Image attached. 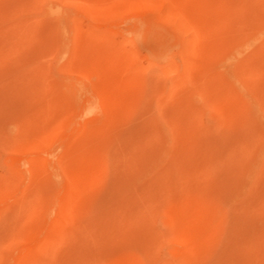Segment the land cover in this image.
Wrapping results in <instances>:
<instances>
[{
  "label": "rangeland",
  "instance_id": "374dc122",
  "mask_svg": "<svg viewBox=\"0 0 264 264\" xmlns=\"http://www.w3.org/2000/svg\"><path fill=\"white\" fill-rule=\"evenodd\" d=\"M255 14L0 0V264H264Z\"/></svg>",
  "mask_w": 264,
  "mask_h": 264
},
{
  "label": "bare ground",
  "instance_id": "6f19581e",
  "mask_svg": "<svg viewBox=\"0 0 264 264\" xmlns=\"http://www.w3.org/2000/svg\"><path fill=\"white\" fill-rule=\"evenodd\" d=\"M4 1V0H3ZM6 1V0H5ZM254 1V0H253ZM14 2V1H13ZM16 2V1H15ZM30 4V3H29ZM33 4V3H32ZM35 4V3H34ZM33 4V5H34ZM243 4V3H242ZM31 6V5H30ZM3 7V6H2ZM32 7H34V6H31V8L30 7H27V8H29L30 10H32ZM245 7V6H244ZM19 8V7H18ZM250 8V7H249ZM4 9V8H3ZM29 9H27V10H29ZM34 9H36V8H34ZM213 9V8H212ZM8 10V9H7ZM14 10H15V8H14ZM16 10H18L17 8H16ZM21 10V9H20ZM19 10V11H20ZM29 10V11H30ZM18 11V12H19ZM37 11V10H36ZM53 11V10H52ZM15 12V11H14ZM249 12H252V11H249ZM242 13V12H241ZM52 14V13H51ZM254 14V13H253ZM19 15V14H18ZM199 15V14H198ZM245 15V14H244ZM251 16V15H250ZM11 17V16H10ZM9 17V18H10ZM239 17H240V13H239ZM254 17V16H253ZM14 18V17H13ZM31 18V17H30ZM241 18V17H240ZM260 19H262V20H260ZM260 19H259V17H258V15L257 14H255V17H254V30H252V33H251V35H250V37H248V35H247V39L246 40H244V41H246L247 43H251L252 41H257V40H259V33L261 32V31H263L264 29H263V23H264V16H262V18L260 17ZM13 20V19H12ZM72 21V20H71ZM245 22V20H243V23ZM16 23V22H15ZM25 23V22H24ZM252 23V22H251ZM250 23V24H251ZM205 24V23H204ZM18 25V24H17ZM253 26V25H252ZM246 37V36H245ZM264 42V41H263ZM262 42V43H263ZM253 43V42H252ZM88 48V47H87ZM87 50V49H86ZM250 50V49H249ZM90 54V53H89ZM255 54V53H254ZM252 55V56H254V57H252V59L253 58H256L255 56L256 55ZM259 53H258V51H257V55H258ZM2 56V55H1ZM83 56V55H82ZM84 57V56H83ZM258 57H260V56H258ZM255 60H257V59H255ZM251 62V61H250ZM260 63V62H259ZM263 63H264V60H263ZM262 63V64H263ZM261 64V63H260ZM241 65H243V64H241ZM90 66V65H89ZM98 67H99V65H98ZM106 67V66H105ZM242 67V66H241ZM101 68V67H100ZM238 70V69H237ZM236 70V71H237ZM240 70V69H239ZM243 70V69H242ZM242 70H241V73H239V74H242L241 76H239V77H242V79H243V76L246 78L245 80H244V82L245 81H249V80H247V78L249 77V76H255V77H257L261 72L263 73L264 72V64L261 66V65H259L258 64V62L256 61V62H254V61H252V63H251V65H249V68L247 69V71H245L246 70V68H244V73H242ZM98 73H99V71H98ZM237 73V72H236ZM110 74V73H109ZM98 75H100V74H98ZM108 75V74H107ZM199 76V75H198ZM202 76V75H201ZM238 76V75H237ZM260 76V75H259ZM103 77V76H102ZM108 77V76H107ZM99 78V77H98ZM250 78V77H249ZM100 79L102 80V78L100 77ZM107 79H109V78H107ZM239 79V78H238ZM237 79V80H238ZM244 82H243V85H244ZM241 83V82H240ZM100 84H101V81H100ZM109 84H110V82H109ZM126 85V84H125ZM242 85V84H241ZM109 86V85H108ZM124 86V85H123ZM95 87V86H94ZM106 87V86H105ZM101 89V88H100ZM251 89V88H250ZM258 90V89H257ZM94 92H96L95 90H93ZM249 91V90H248ZM259 91V90H258ZM262 91V90H261ZM260 91V92H261ZM254 92H256V91H254ZM258 93V92H257ZM247 95V94H246ZM137 96V95H136ZM257 96V95H256ZM91 97V96H90ZM94 98V97H93ZM255 98V97H254ZM117 99V98H116ZM130 99V98H129ZM92 100V99H91ZM256 100H257V97H256ZM93 101V100H92ZM96 101V100H95ZM255 101V100H254ZM2 102V101H1ZM89 102H91L90 100L88 101V103ZM124 102V101H123ZM263 102V101H262ZM87 103V104H88ZM254 103V102H253ZM255 103H261V102H258V101H256ZM125 104V103H124ZM244 104V103H243ZM246 104V103H245ZM249 104V103H248ZM258 105V104H257ZM118 106V105H117ZM243 106V105H242ZM246 106H248V105H246ZM85 107H86V109H89V108H91L92 107V102L90 103V104H88V106H86L85 105ZM99 107V106H98ZM251 107V106H250ZM110 108H111V106H110ZM105 111V110H104ZM108 111V110H107ZM87 112V111H86ZM125 112V111H124ZM110 114V113H109ZM108 120V119H107ZM242 121V120H241ZM92 125V124H91ZM98 125V124H97ZM181 128H182V126H181ZM92 130V129H91ZM87 131V130H86ZM99 131V130H98ZM89 132V131H88ZM206 133V132H205ZM77 135V134H76ZM173 137V136H172ZM102 138V137H101ZM102 140V139H101ZM88 141V140H87ZM174 142V141H173ZM176 142V141H175ZM176 144V143H175ZM104 146V145H103ZM215 148V147H214ZM253 149H254V147H253ZM257 149V148H256ZM242 150V149H241ZM255 150V149H254ZM86 151V150H85ZM84 151V152H85ZM238 151H240V149L238 150ZM80 152V151H79ZM240 153V152H239ZM241 153H242V151H241ZM244 154H245V152H244ZM262 154V153H261ZM241 155V154H240ZM88 156V155H87ZM92 156H95V155H92ZM91 156V157H92ZM247 156V155H246ZM252 156V155H251ZM81 157V156H80ZM90 157V156H89ZM203 157V156H202ZM238 157V156H237ZM96 159H97V157H95ZM201 158V157H200ZM261 158V157H260ZM83 160V159H82ZM90 160V159H89ZM89 160H88V162H89ZM198 161V160H197ZM207 162V161H206ZM95 163V162H94ZM170 165V164H169ZM227 165V164H226ZM108 167V166H107ZM111 167V166H110ZM204 167V166H203ZM214 167V166H213ZM251 167V166H250ZM254 167V166H253ZM263 167V166H262ZM89 168V167H88ZM97 168H98V166H97ZM96 168V169H97ZM86 169V168H85ZM107 169V168H106ZM109 169V168H108ZM212 169H214V168H212ZM256 169V168H255ZM95 172V171H94ZM148 174V173H147ZM224 174V173H223ZM222 175V174H221ZM99 176V175H98ZM97 177V176H96ZM101 179V178H100ZM98 181V180H97ZM94 182V181H93ZM132 183V182H131ZM244 183V182H243ZM194 185V184H193ZM103 186H104V184H103ZM91 188V187H90ZM117 189H119V188H117ZM242 189V188H241ZM254 189V188H253ZM197 191H199V190H197ZM244 191V190H243ZM116 192V191H115ZM83 194H85V193H83ZM82 194V195H83ZM84 196V195H83ZM219 196V195H218ZM242 197V196H241ZM256 197V196H255ZM227 199V198H226ZM224 201V200H223ZM254 201V200H253ZM188 203V202H187ZM210 203V202H209ZM110 208V207H109ZM110 210V209H109ZM130 213V212H129ZM191 213V212H190ZM104 214V213H103ZM102 216H104V215H102ZM117 222V221H116ZM108 223V222H107ZM212 224V223H211ZM182 225V224H181ZM207 228V227H206ZM113 229V228H112ZM118 230V229H117ZM216 232V231H215ZM199 238V237H198ZM121 239V238H120ZM128 239V238H127ZM131 243V242H130ZM139 248V247H138ZM262 251V250H261ZM256 257V256H255ZM36 261V260H35ZM73 262V261H72Z\"/></svg>",
  "mask_w": 264,
  "mask_h": 264
}]
</instances>
